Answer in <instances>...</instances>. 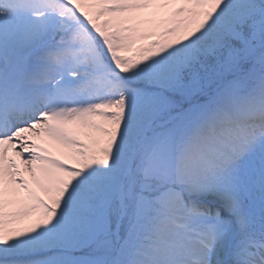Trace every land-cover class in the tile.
Wrapping results in <instances>:
<instances>
[{
	"label": "snow or ice",
	"instance_id": "obj_1",
	"mask_svg": "<svg viewBox=\"0 0 264 264\" xmlns=\"http://www.w3.org/2000/svg\"><path fill=\"white\" fill-rule=\"evenodd\" d=\"M0 264H264V0H0Z\"/></svg>",
	"mask_w": 264,
	"mask_h": 264
}]
</instances>
